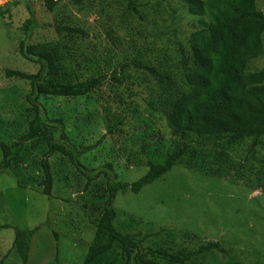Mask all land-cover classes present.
<instances>
[{"label":"trees","instance_id":"1","mask_svg":"<svg viewBox=\"0 0 264 264\" xmlns=\"http://www.w3.org/2000/svg\"><path fill=\"white\" fill-rule=\"evenodd\" d=\"M28 1L0 6V19ZM98 1V12L113 16L105 0ZM83 2L43 0L46 12L57 17L53 28L64 43L55 45L69 54L71 72L62 67L58 49L30 43L43 27L27 6L15 52L34 72H3L8 80L28 84L29 92L25 106L7 102L1 111L12 125L5 126L10 139L0 140V176L15 175L20 190L52 197L59 204L47 210L52 216L63 212L62 205L69 216L67 190L82 191L93 234L88 244L72 240L86 249L80 264H247L243 257L249 252L236 244L239 238L203 241L171 227L144 234L131 228H149L150 221L125 211L117 215L113 203L119 194L138 195L174 167L264 193V66H254L264 55V0H115L108 6L123 21L156 31L153 39L146 34V49L133 44L121 57L120 43L86 44L85 29L71 24L69 9L81 12ZM75 41L85 46L82 51L75 52ZM44 97L87 100L100 114L104 135L91 145L75 144L69 118L51 119L40 103ZM108 138L127 170L146 169L142 177L123 182L117 162L102 158L99 166L82 164ZM66 222L60 217L55 224L65 228ZM41 227L59 238L51 221L30 229L0 225V231L13 230L8 253L21 264L29 263L31 241Z\"/></svg>","mask_w":264,"mask_h":264},{"label":"rangeland","instance_id":"2","mask_svg":"<svg viewBox=\"0 0 264 264\" xmlns=\"http://www.w3.org/2000/svg\"><path fill=\"white\" fill-rule=\"evenodd\" d=\"M10 1L1 0L0 6L3 7ZM96 1L84 0L81 12L73 8L69 9L71 24L87 32L86 44H94L97 40L107 44H111L112 41L118 42L121 49L119 48L117 53H120V57L123 54L121 50L126 51L127 47L133 44L141 50L147 48L144 40L148 36L153 39L152 35L156 31L153 32L147 24L140 26L137 22L131 24L123 21L121 15L115 14L109 8L113 6L115 0H105L107 10L113 14L111 17L107 13L98 12L99 1ZM29 5L34 11L37 23L44 28L33 32L30 43L40 49L48 50L51 47L58 49L62 56L57 57L62 67L66 69V72H71L67 58L69 54L65 49L55 45L64 43L53 28L57 17L54 15L51 17L46 12L43 0H29L11 7L9 14L0 19V140L5 141L10 139L6 135L8 130H5V126L12 125V120L9 114L5 117L1 111L4 110L5 113L8 109L7 102H11L9 104L15 108L25 106L23 98L29 92V85L8 80L3 72L5 69L34 72V67L18 57L15 52L19 40L23 37L19 29L29 18L27 11ZM120 10L122 8L118 11ZM146 22L149 23L148 19ZM152 39H147V41ZM74 46H76L75 52L82 51L81 47H85L79 41H75ZM254 66L258 68L264 66V55L256 61ZM144 90L141 88V91L146 93L147 91ZM40 103L45 107L51 119L61 114L69 118L68 132L71 133V139L77 145H91L105 133L101 119L99 120L100 114L85 99L44 97ZM77 121H81L82 124L76 123ZM84 123L88 124V128L84 126ZM77 129L79 133L75 132ZM78 135L83 137L79 139ZM115 157L112 142L108 138L105 144L93 154L82 157L81 162L87 167H94L99 166L102 159L115 161L120 170L119 178L126 183H133L146 173L144 168H128L127 170L123 160ZM54 168L56 170L55 165ZM14 176L7 174L0 176V208H2V203L6 206L3 212L0 211V225L30 229L38 224L48 225L51 221V228L59 235L58 239H54L47 231V227H41L32 238L28 264H80L82 259L80 256L86 249L76 245L72 240H81L88 244L93 234L92 228L88 227L89 220L86 218L88 210L83 209L82 202H80L82 191L73 192L71 188L67 190L70 194L67 197L68 205L72 207L71 212L68 213L69 216L64 213L63 205V212L52 216L47 210L52 208V205L59 204H55L52 197V200L46 199L29 190H20L15 184ZM61 176L64 177L65 174L61 173ZM69 178L73 180L72 177ZM113 207L117 215L125 211L137 218L150 221L151 227L149 228L143 226L131 228L133 230L140 228L144 234H150L151 231L156 232L160 227H171L195 234L203 241L221 238L229 242L239 238L236 244L249 252L245 254L246 258L243 257L247 264H264V193L260 190H249L241 183L234 186L196 172L174 167L154 184L145 187L138 195L130 193L117 195ZM60 217L63 221H67L66 229L55 224ZM13 239V230L0 231L1 264H21L15 254L8 253L11 250ZM180 241L179 238L175 239V248L179 247ZM252 251L261 256L252 258L254 256Z\"/></svg>","mask_w":264,"mask_h":264},{"label":"built area","instance_id":"3","mask_svg":"<svg viewBox=\"0 0 264 264\" xmlns=\"http://www.w3.org/2000/svg\"><path fill=\"white\" fill-rule=\"evenodd\" d=\"M1 1V0H0ZM1 3V2H0Z\"/></svg>","mask_w":264,"mask_h":264}]
</instances>
